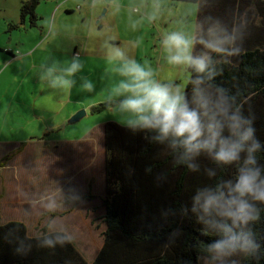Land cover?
Wrapping results in <instances>:
<instances>
[{
  "label": "clouds",
  "instance_id": "clouds-1",
  "mask_svg": "<svg viewBox=\"0 0 264 264\" xmlns=\"http://www.w3.org/2000/svg\"><path fill=\"white\" fill-rule=\"evenodd\" d=\"M245 35L243 18L228 24L211 15L192 30L163 33L159 40L163 59L183 75L184 84L161 81L155 69L123 48L112 46L109 57L118 79L105 102L122 117V126L163 146L175 167L199 173L201 158L212 164L203 170L212 182L197 188L190 206L180 209L215 237L201 250L203 264H239L240 259L248 264L264 262V233L257 230L264 223V164L260 163L264 142L257 138L254 117L245 113L246 101L216 83L221 62L240 54ZM82 70L74 56L67 65L52 62L43 67L39 80L64 93H70L79 80L80 88L92 93L95 84L78 75ZM225 169H235L234 175L223 178L220 174ZM157 180L163 182L166 177L159 175ZM58 192L66 204L80 199L74 192L65 194L59 188ZM58 202L49 197L47 207L54 208ZM169 214L174 210H165L164 215ZM71 241L67 230L50 227L37 243L40 248L56 249ZM30 250L31 244L18 241V254Z\"/></svg>",
  "mask_w": 264,
  "mask_h": 264
},
{
  "label": "rangeland",
  "instance_id": "rangeland-1",
  "mask_svg": "<svg viewBox=\"0 0 264 264\" xmlns=\"http://www.w3.org/2000/svg\"><path fill=\"white\" fill-rule=\"evenodd\" d=\"M91 3H93L92 0H70L69 2L76 12L79 11L78 8H86ZM96 4L93 28L95 36L102 37L101 42L104 45L100 55L102 62H98L103 72L100 76L96 74L95 79L90 78L95 84L94 92L88 93L80 88L78 81L77 86L70 93H64L45 87L40 80L36 85V75L52 62L67 65L70 61L65 57L57 56L52 51V47L48 46L50 41L42 47L37 45L38 34L42 31L40 28L29 30V35L24 34V30L10 32V22L19 19L20 4L15 0H0V141L29 138L25 135L20 122H8L4 117V114L11 110L7 104L23 103V118H19L21 120L25 118L26 104L33 105V109H36L35 113L42 116L43 130L36 127L33 131V134H40V138L44 135V130L47 131L49 127L54 128L68 116L69 112L76 110L78 108L76 103H79V106L89 105V108L106 103L108 90L114 80L118 79L109 59L112 46L125 49L138 62L151 66L157 71L161 81L173 80L176 84L185 83L183 75L164 61L159 40L165 32L178 29L192 30L196 26L197 4L173 3L168 0H98ZM37 11L44 16L41 23L46 25V33H48L51 20L47 21L45 18L47 4L41 3ZM69 19L71 21L69 26L78 21L77 17ZM10 33H13L14 41L25 37L27 44L26 49L16 51L15 56L24 55L36 44L34 64L27 59L25 65L19 70L18 67L11 66V63L7 62L11 59L7 54L11 52L9 51L11 49L4 48L9 46ZM111 41L117 42L118 45H112ZM17 45L18 48L21 47L19 43ZM55 45L53 44L54 50ZM44 47L47 49H43ZM29 115H33V112L30 111ZM110 121L120 125L123 123L122 117L110 108L99 114L89 112L78 123L67 125L63 130H53L44 138L62 143L69 141L71 145H76L96 135L89 146H82L76 153L72 149L73 154H46L45 152L35 154L31 151L23 154V181H28L29 184L34 183L33 181H41L47 189L38 194L39 189L36 187V193L31 195L30 192H25L27 185L23 182V200L54 197L59 201L54 208L47 207L48 200L23 206L26 208L23 210V219L28 223L29 230L34 233L45 226L48 229L55 227L67 230L72 235L73 245L88 262L97 256L103 242L102 232L105 226L101 221L104 214L101 202L104 162L102 128L106 122ZM15 127L21 129L18 136L14 135ZM35 149L38 151L39 148ZM20 162V158H17L12 163L18 172L21 168ZM0 181L21 180L1 177ZM58 188L65 194L74 192L79 196L80 199L73 205V210L65 208L69 204L60 200ZM86 196H93L94 199L88 201L85 199ZM25 211L29 214L27 217L24 215Z\"/></svg>",
  "mask_w": 264,
  "mask_h": 264
},
{
  "label": "trees",
  "instance_id": "trees-1",
  "mask_svg": "<svg viewBox=\"0 0 264 264\" xmlns=\"http://www.w3.org/2000/svg\"><path fill=\"white\" fill-rule=\"evenodd\" d=\"M47 1H23L20 23L27 21L29 27H37L40 20L36 9ZM168 1L197 4L196 25L207 15L228 24L243 18L246 35L241 52L221 62L216 83L246 101L245 113L254 117L257 138L264 142V0ZM108 108L104 103L93 106L90 112L99 114ZM22 146L24 149L25 144ZM103 151L105 188L101 221L105 229L97 256L88 262L72 241L56 249L40 248L37 241L48 231L46 226L35 235L24 223L11 221L0 224V264H203L201 250L215 237L206 234L193 216L181 214L180 209L190 206L197 188L212 182L203 171L212 167L211 162L201 158L199 173L175 167L163 146L149 143L141 134H132L115 122L104 125ZM13 156H4L0 167ZM260 163L264 164V153ZM234 172L235 169H225L220 175L230 178ZM159 175L166 180L159 182ZM85 199L92 201L94 197ZM168 209L174 210V214L165 216ZM257 230L264 233V223ZM20 240L31 244L27 254L17 253ZM239 264L248 262L240 259Z\"/></svg>",
  "mask_w": 264,
  "mask_h": 264
},
{
  "label": "crops",
  "instance_id": "crops-1",
  "mask_svg": "<svg viewBox=\"0 0 264 264\" xmlns=\"http://www.w3.org/2000/svg\"><path fill=\"white\" fill-rule=\"evenodd\" d=\"M18 2V4L21 5V3L25 0H15ZM98 1V0H97ZM96 1V2H97ZM70 0H48L47 2H44L47 4V12H46V20H51L50 27L48 33H46V25L44 23H41L44 16L38 13L36 9V15L39 17V23L38 26L35 28L29 27L27 21H24L23 23H20V18L18 20L12 21L9 24L10 25H18V29H12L10 28V32L15 31L20 32V30H24V34L29 35V30H37L40 28L42 31L40 34H38V42L40 47L44 46L46 42L50 41L48 46L50 45L52 47V51L59 57H65L69 61H71L72 57H77L81 64L83 65V70L80 74V76H86L89 79H95L96 74L100 76L102 74L103 69L98 65V62H102V59H100L101 50L104 45H102L101 38L99 36H95L94 28H93V14L96 9V2L91 3L88 5V7L78 8L79 11L74 9V6L69 4ZM20 17V16H19ZM77 17L78 21L77 23L73 24L72 26H69L70 19ZM11 37L8 41L9 46H6L4 49H11V54L9 55L11 57L10 60L7 62L11 63V66L18 67L19 70H21L22 66L25 65V60L30 59L31 62L34 64L35 62V54L37 49H35L33 46L32 50L28 49L25 54H20V56H15L14 53L16 51H20V49H26V43H25V37L21 39L13 40L15 37H12L13 33H10ZM94 41H91V40ZM112 45H118L117 42L111 41ZM17 43L21 45L20 48H18ZM53 44L55 45V50L53 48ZM155 48V46H154ZM6 49V50H7ZM43 49H47V47H44ZM153 57V56H152ZM28 68V67H27ZM99 80V79H97ZM79 81V80H78ZM77 81V82H78ZM173 81V80H168ZM39 83V74L36 75V81L35 84L37 85ZM16 95V94H15ZM14 95V97H15ZM78 108L76 110H73L69 112L68 116L55 126L54 128H48V130H44V135L39 138L40 134H33V131L36 127L39 128V130H43V127L41 125V115H37L35 113L36 109H33V105L26 104L25 106V118L24 120L19 119L23 118V103H10L7 104L8 108L11 110L9 112H6L4 114V117L8 120V122L18 121L23 125V131L25 132V135L28 136L26 140H9V141H0V160L6 156L13 154L14 156L3 166L0 167V178L8 177L9 179H18L21 181H0V224L8 223L11 221L21 222L24 223L28 229L29 225L25 222L23 219V210H26V208H23V206H28L30 204L37 202H43L44 200L47 201V197H43L41 200H36L33 198H28V201L23 200V182L27 185V188L25 189V192H30L31 195L36 193L35 188L38 187V194L45 192L47 189L44 187V183L41 181H33L34 183L29 184L28 181H23V154L26 152H32L35 154H41L42 152H45L46 154H73L78 151L82 146L85 147L86 145L89 146V143L92 141V139L96 138V135H93L91 137H88L87 140L84 143L71 145V143L65 142H59L57 140H45L44 138L53 132V130H60L65 129V127L68 125V121L70 118L79 110H84L86 115L89 114L92 107L89 108L88 106H84L81 104L79 106V103H76ZM91 105V104H90ZM32 111L33 115H29V112ZM85 115V116H86ZM4 122V118L2 120ZM111 122V121H110ZM107 123V122H106ZM105 125V124H104ZM103 125V128H104ZM30 127V131H29ZM102 128V132H103ZM14 130L16 133L15 136H18L20 130L18 127H15ZM46 131V132H45ZM23 136V135H22ZM103 141V137H102ZM23 143L25 144V148L23 149ZM85 145V146H84ZM39 148L38 151L35 148ZM73 149V152L71 151ZM104 153V151H103ZM17 158H20L21 162V168L18 172L17 169H15V165L12 163L16 161ZM105 173H104V162H103V196H104V188H105ZM35 200V201H33ZM71 205V206H70ZM44 207V205L42 206ZM65 208H68V210H73L74 206L73 204H69V206H65ZM28 211V210H27ZM25 211L24 215L27 217L29 214ZM43 215V213L41 214ZM47 227V226H46ZM48 228V227H47ZM30 231V230H29ZM49 231V229H48ZM31 234H37L38 232L35 231Z\"/></svg>",
  "mask_w": 264,
  "mask_h": 264
},
{
  "label": "water",
  "instance_id": "water-1",
  "mask_svg": "<svg viewBox=\"0 0 264 264\" xmlns=\"http://www.w3.org/2000/svg\"><path fill=\"white\" fill-rule=\"evenodd\" d=\"M86 113L85 111H79L77 113H75L70 120L68 121V125H74L76 123H78L83 117H85ZM105 176V175H104Z\"/></svg>",
  "mask_w": 264,
  "mask_h": 264
},
{
  "label": "built area",
  "instance_id": "built-area-1",
  "mask_svg": "<svg viewBox=\"0 0 264 264\" xmlns=\"http://www.w3.org/2000/svg\"><path fill=\"white\" fill-rule=\"evenodd\" d=\"M97 0H92V2L94 3V2H96Z\"/></svg>",
  "mask_w": 264,
  "mask_h": 264
}]
</instances>
